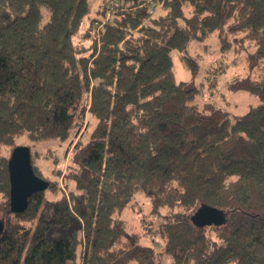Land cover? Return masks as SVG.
Returning <instances> with one entry per match:
<instances>
[{"label":"trees","instance_id":"trees-1","mask_svg":"<svg viewBox=\"0 0 264 264\" xmlns=\"http://www.w3.org/2000/svg\"><path fill=\"white\" fill-rule=\"evenodd\" d=\"M213 36L252 45L227 83L256 97L243 114L177 80L176 56L196 77L189 47ZM86 111L68 193L46 195L28 145L49 187L12 212L17 141H66ZM141 195V225L159 222L135 233L122 214ZM203 207L224 220L197 226ZM0 212V264H264V0H0Z\"/></svg>","mask_w":264,"mask_h":264},{"label":"rangeland","instance_id":"rangeland-1","mask_svg":"<svg viewBox=\"0 0 264 264\" xmlns=\"http://www.w3.org/2000/svg\"><path fill=\"white\" fill-rule=\"evenodd\" d=\"M235 49L236 52L231 51L222 53L215 36L205 42L191 43L188 54L195 60V63H197L195 64L198 69L196 77L186 70L178 56H176L177 54H175L177 80L191 81L193 79L194 84L201 89V93L203 91L201 96L196 100L198 105L202 106L204 102L212 100L216 102L220 108L232 114L240 115L245 113L249 106L257 104V99L253 95L246 92H232L227 87V83L233 76L247 74V62L244 60V57L253 51L252 45L249 42L237 45ZM237 51L239 53H237ZM242 55L245 56L243 57ZM221 67H224L225 71L219 74L217 73L219 71L217 69ZM261 67L262 66H259L258 69L260 70ZM257 70H255V75ZM214 77H217L218 85L215 86L216 90H214V92H210V85L211 83L214 85V81L216 80ZM80 122L82 128L77 129V127H75L71 136L66 141L52 140L37 144L31 143L26 138L17 141L18 146L31 145L33 147L35 155L34 164L41 176L50 181V189L46 192V195L52 199L60 195L61 190L63 192L65 190V193H68V189L65 187L64 183V177H66L64 175L68 173L71 152L74 151V147L80 140L86 141L89 139L90 133L94 129L95 121L87 111ZM3 154L9 155L10 148H4ZM61 170L62 172H60ZM139 199L140 200L136 202L135 210L130 211L127 208L122 214L123 219L129 221V225L135 233H140V230H146V228H144L146 225L150 227L153 225L156 227L159 222L158 218H153V222H150V217H147V220L141 225L142 221L140 222V220L146 218L144 215L149 214L148 210L150 209V205H148L149 201L144 195H141ZM163 211L165 212V210H161V213H164ZM3 219H5V216L0 212V220ZM141 226H143V228ZM154 227L150 231H152ZM156 239L161 245V239L158 237ZM154 247L157 248L159 246L154 244Z\"/></svg>","mask_w":264,"mask_h":264},{"label":"water","instance_id":"water-1","mask_svg":"<svg viewBox=\"0 0 264 264\" xmlns=\"http://www.w3.org/2000/svg\"><path fill=\"white\" fill-rule=\"evenodd\" d=\"M11 186V211L21 213L28 206V199L35 193L45 191L49 182L37 176L31 160V150L27 146H17L13 149L9 163ZM225 218L221 210L203 207L194 215V222L199 226L218 225ZM4 222L0 220V233Z\"/></svg>","mask_w":264,"mask_h":264},{"label":"bare ground","instance_id":"bare-ground-1","mask_svg":"<svg viewBox=\"0 0 264 264\" xmlns=\"http://www.w3.org/2000/svg\"><path fill=\"white\" fill-rule=\"evenodd\" d=\"M198 226V225H197Z\"/></svg>","mask_w":264,"mask_h":264}]
</instances>
